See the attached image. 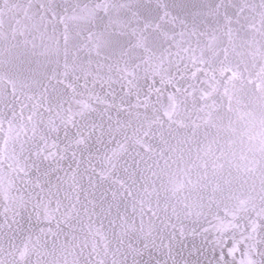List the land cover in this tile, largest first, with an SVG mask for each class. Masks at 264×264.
Listing matches in <instances>:
<instances>
[{
	"label": "snow or ice",
	"instance_id": "6c2138e0",
	"mask_svg": "<svg viewBox=\"0 0 264 264\" xmlns=\"http://www.w3.org/2000/svg\"><path fill=\"white\" fill-rule=\"evenodd\" d=\"M0 264H264V0H0Z\"/></svg>",
	"mask_w": 264,
	"mask_h": 264
}]
</instances>
